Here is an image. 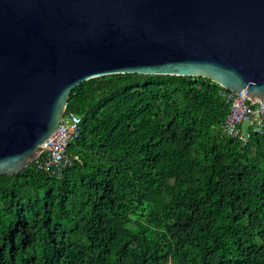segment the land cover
<instances>
[{
  "label": "trees",
  "instance_id": "16d2710c",
  "mask_svg": "<svg viewBox=\"0 0 264 264\" xmlns=\"http://www.w3.org/2000/svg\"><path fill=\"white\" fill-rule=\"evenodd\" d=\"M227 92L137 74L75 87L72 165L0 176V264H264V133L220 137Z\"/></svg>",
  "mask_w": 264,
  "mask_h": 264
},
{
  "label": "water",
  "instance_id": "95a60500",
  "mask_svg": "<svg viewBox=\"0 0 264 264\" xmlns=\"http://www.w3.org/2000/svg\"><path fill=\"white\" fill-rule=\"evenodd\" d=\"M124 74L264 101V0H0V176L34 162L75 87Z\"/></svg>",
  "mask_w": 264,
  "mask_h": 264
},
{
  "label": "built area",
  "instance_id": "2783aa9c",
  "mask_svg": "<svg viewBox=\"0 0 264 264\" xmlns=\"http://www.w3.org/2000/svg\"><path fill=\"white\" fill-rule=\"evenodd\" d=\"M224 99L229 104V110L219 127L221 138L235 139L244 146L251 134L264 133V101H251L245 91L239 94L228 91ZM245 122L246 130L243 129ZM80 124L81 118L78 115H64L60 126L42 144L43 150L33 162L36 170L55 178L62 176L64 169L76 160V157L67 153V148L78 138Z\"/></svg>",
  "mask_w": 264,
  "mask_h": 264
},
{
  "label": "rangeland",
  "instance_id": "374dc122",
  "mask_svg": "<svg viewBox=\"0 0 264 264\" xmlns=\"http://www.w3.org/2000/svg\"><path fill=\"white\" fill-rule=\"evenodd\" d=\"M246 128H247V123L245 122L244 124H243V129L244 130H246ZM170 264H182V262L179 260V259H172L171 260V262H170Z\"/></svg>",
  "mask_w": 264,
  "mask_h": 264
},
{
  "label": "clouds",
  "instance_id": "9594fccd",
  "mask_svg": "<svg viewBox=\"0 0 264 264\" xmlns=\"http://www.w3.org/2000/svg\"><path fill=\"white\" fill-rule=\"evenodd\" d=\"M229 91V90H228ZM33 164V163H32Z\"/></svg>",
  "mask_w": 264,
  "mask_h": 264
}]
</instances>
